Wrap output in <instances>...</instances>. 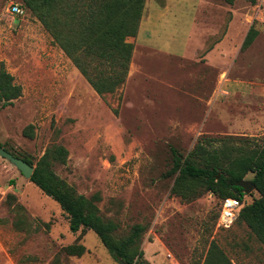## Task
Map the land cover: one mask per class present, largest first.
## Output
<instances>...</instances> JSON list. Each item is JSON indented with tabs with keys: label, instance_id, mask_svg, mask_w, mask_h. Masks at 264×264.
Returning <instances> with one entry per match:
<instances>
[{
	"label": "rangeland",
	"instance_id": "rangeland-1",
	"mask_svg": "<svg viewBox=\"0 0 264 264\" xmlns=\"http://www.w3.org/2000/svg\"><path fill=\"white\" fill-rule=\"evenodd\" d=\"M12 3L23 14L10 12ZM171 9L161 21L177 30L175 40L158 30L144 34L152 47H135L127 36L133 50L126 79L98 94L23 0H0V68L21 86L11 103L0 100V144L33 167L50 149L52 171L93 197L101 216L116 224V237L134 224L145 227L140 249L149 264H203L212 241L233 264H264V247L244 224H218L220 197L203 190L182 199L170 193L175 175L167 173L170 148L186 154L201 135L264 136V129H239L260 94L247 93L252 86L239 79L264 84V0H181ZM195 15L208 34L196 60L192 45L183 46ZM232 17L239 51L199 59ZM251 25L257 34L241 48ZM258 196L245 192L243 202ZM74 243L84 246L82 254L66 251ZM0 264L120 263L93 230L71 231L58 202L0 156Z\"/></svg>",
	"mask_w": 264,
	"mask_h": 264
},
{
	"label": "trees",
	"instance_id": "trees-1",
	"mask_svg": "<svg viewBox=\"0 0 264 264\" xmlns=\"http://www.w3.org/2000/svg\"><path fill=\"white\" fill-rule=\"evenodd\" d=\"M23 3L98 94L113 92L125 81L133 50L126 37L136 35L145 0H23ZM256 34L251 25L241 48L247 47ZM20 94L21 86L1 67L2 104L11 103ZM49 150L34 166L29 179L58 202L69 219L71 231L91 229L114 259L126 264H149L140 249L145 227L134 224L127 235L116 237V224L101 216L93 197L76 193L52 171ZM56 150L59 154L66 153L62 147ZM170 151L171 167L167 173L175 175L170 193L188 200L208 190L221 199L237 198L241 203L236 217L239 224H244L264 247V136L201 135L188 153L174 147ZM22 159L32 165L27 158ZM248 173L253 174L251 182L259 196L244 203V189L235 182L243 180ZM14 197L12 193L7 195L10 203ZM15 206L22 208L20 203ZM16 226L22 228V220H17ZM65 249L70 254L84 252V246L76 243ZM203 264L233 263L212 241Z\"/></svg>",
	"mask_w": 264,
	"mask_h": 264
},
{
	"label": "crops",
	"instance_id": "crops-1",
	"mask_svg": "<svg viewBox=\"0 0 264 264\" xmlns=\"http://www.w3.org/2000/svg\"><path fill=\"white\" fill-rule=\"evenodd\" d=\"M181 0H166L163 4H159L157 2H149L146 1V6L143 11L142 18L139 23V28L137 31V34L133 38V42L136 45H142L144 47H149L147 41V37L144 36L146 34L148 37L151 36V32H154L156 34L159 32H162L163 36L167 38L170 41H174L177 36V30H172L169 27H166V25L161 21L163 17L166 15V13H172L171 6L176 5ZM264 14V11L261 13ZM197 15L193 17L192 24L190 25L188 29V33L185 35V46L187 42L192 45V50L194 51L195 55L193 57L194 60L198 59V53L200 50L203 49V46L205 45V42L203 41V38L208 35L206 32V26H202L204 22H200L197 24L196 22ZM160 20V23L158 22ZM156 21L158 23H156ZM234 17L231 18L229 21V25L227 30L224 32L222 37L215 42L214 45H212L210 48L205 50V53L203 54V57H199L205 59L206 63L210 62L211 54L214 52H226V54H230L234 50L237 52L239 51V33L234 28ZM204 27V28H202ZM235 30V31H233ZM234 32H236V36H234ZM160 34V36L162 35ZM209 37V36H208ZM237 38V39H236ZM187 41V42H186ZM243 41V40H242ZM169 42V41H167ZM152 47V46H150ZM155 48V47H153ZM167 48H169L167 46ZM157 49V48H156ZM185 49V48H184ZM184 49L182 51H184ZM158 51L170 54L164 51H161L158 49ZM182 57V56H181ZM239 82H244L252 86L251 90H248L247 93H257L259 92V97L255 98L253 100V107L254 111L251 112V118L250 120L245 118V116L242 118V120H239V129H264V84L262 81H254L253 79H239ZM259 87V88H257ZM223 92V91H222ZM225 93H228L227 91Z\"/></svg>",
	"mask_w": 264,
	"mask_h": 264
},
{
	"label": "built area",
	"instance_id": "built-area-1",
	"mask_svg": "<svg viewBox=\"0 0 264 264\" xmlns=\"http://www.w3.org/2000/svg\"><path fill=\"white\" fill-rule=\"evenodd\" d=\"M10 12L15 14H23L24 9L17 3H12L10 5ZM240 206V201L235 197H225L221 199L218 224L223 227H229L237 217Z\"/></svg>",
	"mask_w": 264,
	"mask_h": 264
},
{
	"label": "water",
	"instance_id": "water-1",
	"mask_svg": "<svg viewBox=\"0 0 264 264\" xmlns=\"http://www.w3.org/2000/svg\"><path fill=\"white\" fill-rule=\"evenodd\" d=\"M0 156L7 159L11 164H13L17 169H19L25 177L27 178L31 177V174L34 169L33 165L29 164L22 158L13 155L11 152L6 150L1 145H0ZM235 185L242 187L246 193H249L251 192V190L255 189V185L251 181L249 182L246 180H240V181H236ZM119 263L126 264L123 260H119Z\"/></svg>",
	"mask_w": 264,
	"mask_h": 264
}]
</instances>
